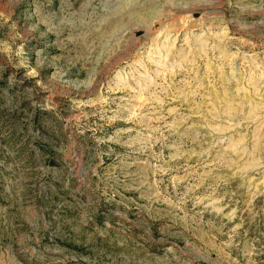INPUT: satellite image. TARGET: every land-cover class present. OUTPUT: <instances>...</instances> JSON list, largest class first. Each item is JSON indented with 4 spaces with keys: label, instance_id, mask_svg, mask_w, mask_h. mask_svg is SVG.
I'll return each mask as SVG.
<instances>
[{
    "label": "rangeland",
    "instance_id": "obj_1",
    "mask_svg": "<svg viewBox=\"0 0 264 264\" xmlns=\"http://www.w3.org/2000/svg\"><path fill=\"white\" fill-rule=\"evenodd\" d=\"M0 264H264V0H0Z\"/></svg>",
    "mask_w": 264,
    "mask_h": 264
}]
</instances>
